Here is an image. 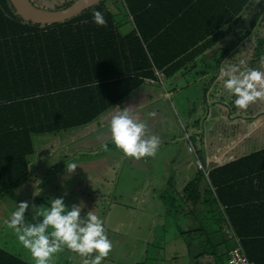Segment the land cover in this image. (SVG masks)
I'll return each mask as SVG.
<instances>
[{"label":"trees","instance_id":"trees-1","mask_svg":"<svg viewBox=\"0 0 264 264\" xmlns=\"http://www.w3.org/2000/svg\"><path fill=\"white\" fill-rule=\"evenodd\" d=\"M118 1L134 25L127 35L106 0L47 26L25 22L9 0H0V199L29 179L34 136L93 123L140 87L163 85L166 78L194 70L202 64L198 58L206 60L231 36L235 40L220 49L217 70L249 38L251 53L245 47L238 51L251 55L247 65L237 64L234 56L235 63L255 69L264 55V4L247 25L250 31L236 34L255 0ZM95 11L103 13L106 26L93 22ZM205 104L208 108L206 97ZM186 144L189 152V138ZM194 153L197 172L184 189L185 198L193 214L214 212L218 224L212 232L207 217L185 232L187 246L201 250L194 260L227 264L229 252L240 247L251 264H264V149L209 173L201 154ZM0 264L30 263L0 247Z\"/></svg>","mask_w":264,"mask_h":264},{"label":"rangeland","instance_id":"rangeland-1","mask_svg":"<svg viewBox=\"0 0 264 264\" xmlns=\"http://www.w3.org/2000/svg\"><path fill=\"white\" fill-rule=\"evenodd\" d=\"M258 1L255 0L254 3L257 4ZM31 2L35 3L33 0ZM41 2L44 3L40 7L46 11L57 8L54 1L38 0V3ZM106 2L114 13L121 33L124 35L130 33L134 27L125 8L120 2L113 0ZM245 49L251 53L250 45ZM248 53L246 54L249 55ZM246 54L242 56H247ZM255 69L264 71L259 64ZM171 81L172 79L166 78L163 85L159 83L144 85L87 126L34 136L35 154L29 159V179L0 199V247L23 254V246L14 231L7 227V221L17 210L19 203L29 204L25 220L35 224L38 221L33 220V211L36 210L33 206L50 207L52 199L63 198L69 208L73 204H83L82 216L93 210L94 214L104 222L113 249L102 264H187L185 246L182 245V249L181 245L176 243L174 245L181 250H178L176 260H171L174 255L172 252L176 248L170 249L168 244L171 241L179 242L180 239L170 233H176V227L181 228L182 221L178 222L175 220L177 216L172 218L170 215L172 204L183 205L179 195L180 189L183 184L191 180L196 169V156L188 152L186 136L189 135L195 150L200 154L203 147L206 149L208 142L207 137L194 132L198 128L189 123L186 109L190 106L194 107L197 104L196 99L200 104V99L203 97L202 86L190 88L187 93L168 98V93L172 92ZM187 95L195 99L183 102ZM211 96H213L212 100H215V94L212 93ZM223 97L226 100V103H223L226 104L223 105L226 109L222 107V111L227 122L231 116L238 115V112L241 116L258 115L251 119L253 122L251 121L249 126L248 123L246 124L249 141L246 140L247 147L242 152L240 149L232 148L237 142L233 141L230 135H223L231 126L216 125L211 142L217 158L212 157L210 160L217 165L232 162L233 156L238 153L251 154L264 149V102L252 104L247 110H239L234 105L236 99L234 96ZM213 103L209 104L210 110L215 106ZM124 108H130V114L147 123L149 134L160 138L161 145L155 157H145L140 160L122 159L121 153L114 148L109 124L111 117ZM216 108L220 110L219 107ZM152 113H155V116H152ZM202 114L205 116V110ZM69 162H74L78 166L72 174L66 172V164ZM207 169L206 172L209 173L210 164ZM96 181L107 182L110 186L106 190H98L97 194L95 187L99 185L93 186L92 189L90 186ZM38 191L40 195L35 196L34 192ZM39 219L42 221L41 218ZM162 225L166 228L164 233L160 231ZM72 255L64 251L63 259L70 257L74 259ZM67 264H82V262Z\"/></svg>","mask_w":264,"mask_h":264},{"label":"clouds","instance_id":"clouds-1","mask_svg":"<svg viewBox=\"0 0 264 264\" xmlns=\"http://www.w3.org/2000/svg\"><path fill=\"white\" fill-rule=\"evenodd\" d=\"M92 15L97 26H106L103 13L95 11ZM259 64L264 68V55L259 58ZM220 77L223 89L236 98L234 105L237 109L247 110L252 104L264 102V71L229 65L220 70ZM151 115L155 116V113ZM109 131L111 143L122 159L155 157L161 145L157 135L149 134L147 123L130 114V108L120 109L111 117ZM77 168L74 162L66 164L69 174ZM34 195L39 196L40 191ZM82 205L73 204L69 208L63 198H55L50 207L33 206L36 209L33 220L38 222L32 224L25 220L29 204L21 202L7 221V227L14 231L34 264H50L56 254L64 250L75 253L82 264H102L113 249L112 242L106 234L104 222L93 210L81 215Z\"/></svg>","mask_w":264,"mask_h":264},{"label":"crops","instance_id":"crops-1","mask_svg":"<svg viewBox=\"0 0 264 264\" xmlns=\"http://www.w3.org/2000/svg\"><path fill=\"white\" fill-rule=\"evenodd\" d=\"M30 1H32V0H30ZM33 1L35 3H33V2L32 3L35 6L38 5L37 7H39V8H41L40 5L42 6V4L44 3V2H41V4H40V3H38V0H33ZM44 1L45 2L54 1L55 4H56V7H59L61 5L67 4L69 2L77 1V0H44ZM113 1L120 2L118 0H113ZM120 4L123 6V4L121 2H120ZM54 10H55V8L53 9V11ZM110 11L114 15V13H113V11L111 9H110ZM129 20L132 21V18L129 17ZM132 24H133V22H132ZM133 27H134V25H133ZM133 30L134 29H132L130 31V33ZM259 30H260V28L257 29V31H259ZM130 33H128V34H130ZM251 44H252V39L249 38L245 42H243L240 46H238L236 48V50H234V52H232L230 54V56L228 58H226L225 62L223 63L222 68H226V66L228 67L229 65H237L235 63L234 56H235V59L237 58L236 60H238V62L242 61L243 58L244 59H243L242 62H244L246 58H247L246 60H248L249 57L251 56L250 54L249 55L246 54L247 56H242L245 53L241 52L242 55H240L238 51H241V49H243L247 45H251ZM218 47H219V45L217 47H215L214 50H212L210 53L206 54V56H205L206 60H204L202 58H198L197 61H199L202 64L197 66L194 70H192L190 72H186L185 74H183V73L180 74V75L178 74L177 76L174 77V78H177L175 80H174V78H172L171 87H170L172 92L168 93V96H167L168 98H172L176 94L187 93L190 88L200 87V85L202 86V90L201 91L203 92V97L200 99V104L198 103L199 100L196 99L195 101H196L197 104L194 107L190 106V108H186L187 112H188L187 116H188V118L190 120L189 123H191V125H194L193 127H197V128L199 126V122L204 117L203 114H202V111H204V108L206 106L205 97H206V100H207V103H208V108L211 107V105H209V104L214 102L213 104L215 105L214 106L215 108L213 107L212 110H210V108H209L210 117L207 120V122L204 123V127H205L204 137L205 138L207 137V142H208L206 144V149H205L206 158H208L207 159V166H208V164H210L211 169L213 167H219V166L223 165V164H220V165L214 164L213 161L210 160V158H212V157L217 158L216 154H214L215 153V148H214V146L212 145V142H211L213 140V130L216 127V125L222 124V127L231 126L230 130L227 131V132L224 129L225 133L223 135L224 136L225 135H230L232 137L233 141L237 142V143H234V146H232V148H234V150L240 149L241 152H242V151H245V149L247 147V144L245 143L246 140L249 141L248 133L246 132L248 128H245L246 124L248 123L247 126H249V124L253 122L252 118H254V116L258 115V114H256V115H253V116H249V115L241 116V115H239V112H238L237 113L238 115H234L235 117H232L231 114H230V116H231L229 118L230 120L227 122V120L225 118V113L222 111L223 108L226 109L223 106V105H226V104H223L225 102L222 103L219 100V98H223L224 95H229V94L223 89V80L220 77V70L222 68L220 70H217V61L223 55V51H220V49L218 50ZM240 64H242V63H240ZM152 84L153 85H157L158 83L157 84L156 83H152ZM142 87H140V88H142ZM206 89H209V91L207 92V95H205ZM212 93L215 94V98H216L215 100H212V98H213V96H211ZM190 99L194 100L195 97L187 95L183 102H185V103L189 102ZM216 107H219L221 111L217 110L218 108H216ZM140 110L142 111L143 108H141ZM230 111L232 113L233 110H230ZM258 117H260V115ZM226 122L228 123V125L226 124ZM232 126H233V128H232ZM192 131H194V130H192ZM225 146L227 147V145H225ZM246 155H249V153H238L235 156H233V158H234V160H236V159H239V158L244 157ZM195 165H196V163H195ZM195 168L196 169L193 171L194 173H193L192 176H194L196 174V172H197V167L195 166ZM97 184L99 185L98 187H95V190L97 191L96 192L97 194L99 193L98 190H100V189H105L106 190L108 188V186H110L109 183H107V182L96 181L94 185L90 184V186H92L91 189L93 188V186H96ZM187 184H183V186L180 189L181 191L179 193L180 199H181V203L183 204L181 209L174 210L173 207L177 206V205H173L172 204V214L170 216L172 218L177 216V218H175V220L178 221V222L182 221L181 222L182 225H180L181 228L179 226L176 227L177 228L176 231H175L176 233H174L172 231H171L172 233H170V234H174V236L177 237V239H180L179 242H172L171 241L168 244L170 246V249L176 248V250H174L172 252L174 255L171 257V260H173V259L176 260V255H178V250H181V249H179L178 247H176L174 245L176 243L178 245H181V248H182V245L185 246L184 254L187 255V264H205V261H204L205 258H200V259H198L196 261L194 260L193 257L195 255H199V253H201V250L198 249L195 246H193L192 248H189L187 246L188 245L187 241H186V237L187 236L185 235V232L188 231L190 228L194 229V227H196V229H197V227L199 225L198 223L201 220L202 221L205 220L207 217H208L207 220L212 225V232H214L215 230L217 231V228H218V224H216L217 217H216L214 212L212 214H210V215H206L204 210L200 211V209L197 210L196 214H193V210H194L193 206H192V204L190 202H188L186 200L185 194H184V189H185ZM111 185L115 186L114 184H111ZM176 192H178V190ZM110 206H112V205H110ZM169 212L170 211L168 210V214H169ZM200 217H202V219ZM164 226L162 225V227L160 229V231L163 232V233L166 231V228ZM182 226H184V228H182ZM170 237L172 238L171 235H170ZM64 251H67L68 254H70V255L73 254L72 256H74V259H73V257H70V258L64 260L63 259L64 258L63 257ZM64 251L62 253L60 252V253L56 254V256L53 258V260L50 262V264H62L63 262L65 264L74 263V262H81L80 258L75 253H72V252H70L68 250H64ZM8 252H10L11 254L16 255V256L24 259V260H26L30 264H34V261L32 260L30 253L27 250H26V253H25V249L23 251V254L12 252V251H9V250H8Z\"/></svg>","mask_w":264,"mask_h":264},{"label":"water","instance_id":"water-1","mask_svg":"<svg viewBox=\"0 0 264 264\" xmlns=\"http://www.w3.org/2000/svg\"><path fill=\"white\" fill-rule=\"evenodd\" d=\"M13 8L15 9L17 15L23 19L27 23H33L40 26L47 25H56L64 23L80 13H83L96 5L100 4L104 0H77L70 7L60 10V11H46L41 8L35 6L30 0H9ZM264 4V0H259L258 3L254 6L252 11L243 21L240 28L237 30L236 34H240L244 32V34L250 29L247 27L249 22L253 19V17L259 12L261 6ZM235 40V35L226 39L222 44L219 45V49H223L224 47L229 46ZM205 116L199 122L198 130H195L196 134H204V122L209 114L208 108L205 107ZM189 138V135L186 136L185 140ZM201 163L206 168L207 167V159L206 152L203 148L201 151Z\"/></svg>","mask_w":264,"mask_h":264},{"label":"built area","instance_id":"built-area-1","mask_svg":"<svg viewBox=\"0 0 264 264\" xmlns=\"http://www.w3.org/2000/svg\"><path fill=\"white\" fill-rule=\"evenodd\" d=\"M189 148L192 149V151L189 152L195 154L194 153L195 149L193 145H190ZM228 232L231 234V231ZM236 243H239L238 240H236ZM227 264H251V263L248 261L243 250L240 247H238L229 252V260Z\"/></svg>","mask_w":264,"mask_h":264}]
</instances>
